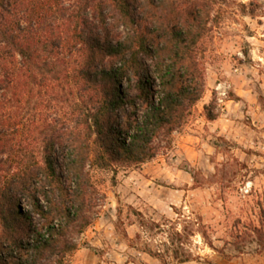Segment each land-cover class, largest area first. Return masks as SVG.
<instances>
[{
  "label": "trees",
  "instance_id": "16d2710c",
  "mask_svg": "<svg viewBox=\"0 0 264 264\" xmlns=\"http://www.w3.org/2000/svg\"><path fill=\"white\" fill-rule=\"evenodd\" d=\"M215 3L0 0V264H69L99 201L90 169L170 143L205 90Z\"/></svg>",
  "mask_w": 264,
  "mask_h": 264
},
{
  "label": "rangeland",
  "instance_id": "374dc122",
  "mask_svg": "<svg viewBox=\"0 0 264 264\" xmlns=\"http://www.w3.org/2000/svg\"><path fill=\"white\" fill-rule=\"evenodd\" d=\"M212 17L200 57L202 98L148 162L90 169L99 201L69 264L212 263L256 257L264 246L251 232L264 223L262 193L244 191L264 174V0H216ZM57 97L53 112L61 114L65 96ZM212 100L225 133L205 122ZM187 135L196 137L190 148L180 145Z\"/></svg>",
  "mask_w": 264,
  "mask_h": 264
},
{
  "label": "crops",
  "instance_id": "0c3cea01",
  "mask_svg": "<svg viewBox=\"0 0 264 264\" xmlns=\"http://www.w3.org/2000/svg\"><path fill=\"white\" fill-rule=\"evenodd\" d=\"M207 123L212 124L214 127H219V134L226 132V130H223L221 127L222 124L225 123V120H222L221 118L214 119L212 121H205ZM194 131V130H192ZM188 137H182L183 142L180 144L182 147L190 148V145H188V142H193L196 138L194 135H187ZM148 182H152L151 179L147 180ZM145 183V182H144ZM251 187H259V191L262 193L263 199H264V174L260 176H255L249 181ZM154 184V183H153ZM147 187L148 186L147 184ZM152 190V187L149 188ZM188 192V190H186ZM260 254H264V251H258L256 257H249L247 255H244L243 253H239V255L234 256L231 259H225L222 257H218L212 260V263L204 262L202 258H200L197 261H185L183 264H264L263 260L264 258L260 257Z\"/></svg>",
  "mask_w": 264,
  "mask_h": 264
},
{
  "label": "built area",
  "instance_id": "2783aa9c",
  "mask_svg": "<svg viewBox=\"0 0 264 264\" xmlns=\"http://www.w3.org/2000/svg\"><path fill=\"white\" fill-rule=\"evenodd\" d=\"M222 94H224V93H222ZM220 100H222V99H220ZM249 188H250V183H247L246 186L244 187V191L248 192Z\"/></svg>",
  "mask_w": 264,
  "mask_h": 264
}]
</instances>
